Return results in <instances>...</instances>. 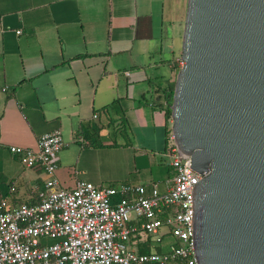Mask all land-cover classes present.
Returning a JSON list of instances; mask_svg holds the SVG:
<instances>
[{"label": "crops", "instance_id": "obj_1", "mask_svg": "<svg viewBox=\"0 0 264 264\" xmlns=\"http://www.w3.org/2000/svg\"><path fill=\"white\" fill-rule=\"evenodd\" d=\"M187 3L0 0V198L38 203L47 174L9 148L37 150L54 131L63 189L171 186L165 99L182 66Z\"/></svg>", "mask_w": 264, "mask_h": 264}, {"label": "water", "instance_id": "obj_2", "mask_svg": "<svg viewBox=\"0 0 264 264\" xmlns=\"http://www.w3.org/2000/svg\"><path fill=\"white\" fill-rule=\"evenodd\" d=\"M172 133L202 175L198 264H264V0H188Z\"/></svg>", "mask_w": 264, "mask_h": 264}, {"label": "built area", "instance_id": "obj_3", "mask_svg": "<svg viewBox=\"0 0 264 264\" xmlns=\"http://www.w3.org/2000/svg\"><path fill=\"white\" fill-rule=\"evenodd\" d=\"M170 123L165 156L174 176L165 192L84 181L61 188L55 177L60 131L40 137L37 150L10 147L24 167H42L48 179L37 204L9 206L0 198V264H198L194 197L203 176L178 149ZM139 242L149 251H137Z\"/></svg>", "mask_w": 264, "mask_h": 264}, {"label": "trees", "instance_id": "obj_4", "mask_svg": "<svg viewBox=\"0 0 264 264\" xmlns=\"http://www.w3.org/2000/svg\"><path fill=\"white\" fill-rule=\"evenodd\" d=\"M172 95H173V90H172ZM172 95L170 97V99L166 100L165 99V113H166V116L167 118H171V103H172ZM169 132V128H167V130L165 131V136L168 134ZM146 250H141L140 253H146L145 252Z\"/></svg>", "mask_w": 264, "mask_h": 264}, {"label": "rangeland", "instance_id": "obj_5", "mask_svg": "<svg viewBox=\"0 0 264 264\" xmlns=\"http://www.w3.org/2000/svg\"><path fill=\"white\" fill-rule=\"evenodd\" d=\"M168 242H172V239L168 240ZM165 243H166V241H165ZM162 246H164V245H162ZM154 248L156 250H159V248L156 245H154ZM163 252H168V249L163 250Z\"/></svg>", "mask_w": 264, "mask_h": 264}]
</instances>
